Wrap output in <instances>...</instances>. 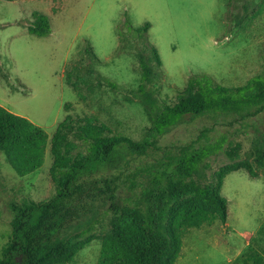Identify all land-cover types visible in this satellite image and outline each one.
<instances>
[{
	"label": "rangeland",
	"instance_id": "1",
	"mask_svg": "<svg viewBox=\"0 0 264 264\" xmlns=\"http://www.w3.org/2000/svg\"><path fill=\"white\" fill-rule=\"evenodd\" d=\"M33 10L50 12V39L21 28ZM144 22L150 23L146 36L161 61V73L150 85L162 103H174L192 73H208L223 85L236 86L261 70L264 0H0V105L42 127L49 137L66 115L93 117L135 140L150 135L136 92V51L142 43L129 29ZM85 40L99 58L93 61L94 72L77 55ZM97 73L117 86H99ZM233 118L186 115L159 137V145L204 142L223 134L225 145L238 143V159L253 162L258 149H264V110L245 121ZM69 138L71 154L83 153L80 141ZM49 146L48 140L42 165L25 174H18L0 152V252L9 239L10 204L55 194L60 176L52 171ZM228 161L220 151L208 159L210 170ZM220 193L227 200L225 225L216 220L185 229L175 264H264V171L256 177L244 169L231 171ZM101 210L96 204L76 227H85ZM102 222L94 223L96 234L105 231ZM99 249L95 237L66 264H97Z\"/></svg>",
	"mask_w": 264,
	"mask_h": 264
},
{
	"label": "trees",
	"instance_id": "2",
	"mask_svg": "<svg viewBox=\"0 0 264 264\" xmlns=\"http://www.w3.org/2000/svg\"><path fill=\"white\" fill-rule=\"evenodd\" d=\"M30 16L25 24L29 34L51 33L45 13L33 10ZM149 26L144 22L129 29L142 43L136 51V92L151 124L150 135L135 140L111 132L93 117L66 115L49 137L42 127L0 105V152L15 171L25 174L39 168L49 140L51 168L60 176L52 197L10 204L9 239L1 248L0 264H66L95 237L100 238L97 264H175L185 229L216 220L225 225L223 178L238 169L250 177L264 171V149H258L253 162L238 159V143L225 145L223 134L204 142L159 145V137L186 115L245 121L263 111L264 47L261 70L244 84L226 86L208 73H192L176 92L175 102L162 103L150 85L161 73V61L147 39ZM84 42L77 55L86 60L88 72H94L93 61L99 58L88 40ZM96 77L99 86H117L99 73ZM70 136L80 141L83 153L71 154ZM220 151L229 161L210 170L208 159ZM96 204L102 210L85 227H76ZM104 219L105 231L96 234L94 223Z\"/></svg>",
	"mask_w": 264,
	"mask_h": 264
},
{
	"label": "crops",
	"instance_id": "3",
	"mask_svg": "<svg viewBox=\"0 0 264 264\" xmlns=\"http://www.w3.org/2000/svg\"><path fill=\"white\" fill-rule=\"evenodd\" d=\"M38 11H39V10H38ZM41 12L45 13V14L49 17V20H50V15H49L50 12H49V11H48L49 13L44 12V11H42V10H41ZM21 28L23 29V31H24V30L27 31V28H26V27H21ZM27 32H28V31H27ZM49 35H50V36H49ZM49 35H48V36H49V39H50V38L54 35V31L52 30L51 33H50ZM8 110H9V109H8ZM16 114H17V113H16ZM30 121H31V120H30Z\"/></svg>",
	"mask_w": 264,
	"mask_h": 264
}]
</instances>
